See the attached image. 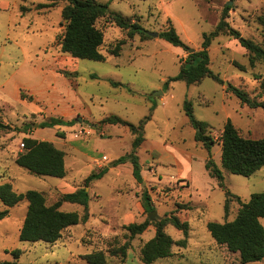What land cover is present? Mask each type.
<instances>
[{
	"label": "rangeland",
	"instance_id": "rangeland-1",
	"mask_svg": "<svg viewBox=\"0 0 264 264\" xmlns=\"http://www.w3.org/2000/svg\"><path fill=\"white\" fill-rule=\"evenodd\" d=\"M9 1L8 9L0 8V123L8 125L0 128V183L11 182L19 193L40 190L51 205L64 193L85 187L91 173L107 171L86 186L88 206L62 204V210L77 211L81 221L66 228L54 243L21 240L28 201L8 207L0 199V211L9 210L0 220V262L90 264L82 255L103 250L107 264H243L238 252L213 238L208 222L233 220L242 202L264 191V167L243 176L222 166L220 139L229 119L244 136L264 137V108L242 103L227 89L232 84L264 103V60L252 65L239 39L219 34L209 47L210 66L224 84L211 77L198 84L169 79L179 73L181 58L188 56L189 49H201L204 34L217 29L227 6L231 26L264 47V0H98L108 2L110 11L139 23L147 33L162 32L173 24L186 45L174 46L160 36L138 32L131 36L128 28L105 16L97 22L104 31L105 61L62 51L66 1L49 7H38L48 0ZM23 5L31 10L23 12ZM120 41H125L120 55H111ZM113 80L132 90L114 86ZM186 100L216 140L210 151L195 140L196 129L184 110ZM110 115L135 124L150 115L137 152L145 183L136 180L131 162L115 164L132 150L135 135L125 125L102 121ZM49 117L73 124L41 127ZM28 136L55 141L67 153L65 177L37 175L14 160ZM210 159L222 169L230 196L207 170ZM145 189L158 217L142 234L131 237L127 225L150 219L142 205ZM172 215L189 223L187 245L175 244L171 256L143 262L141 249L155 235V221ZM260 222L264 226V217ZM165 230L175 240L185 237L171 223ZM126 242V256L110 254ZM17 248L22 251L19 258L12 252ZM246 264H264V259Z\"/></svg>",
	"mask_w": 264,
	"mask_h": 264
},
{
	"label": "trees",
	"instance_id": "trees-1",
	"mask_svg": "<svg viewBox=\"0 0 264 264\" xmlns=\"http://www.w3.org/2000/svg\"><path fill=\"white\" fill-rule=\"evenodd\" d=\"M50 3H41L38 7H49L58 1H66V5L62 9V17L65 19V31L60 39L61 49L63 52L71 54L73 57L81 59H90L96 61H105L106 55L102 53L101 46L104 43V31L97 25L100 18L109 16L113 21L122 28H128L130 35L141 33L142 36H149L146 30L137 22H132L121 13L109 10V3H103L98 0H48ZM229 8L224 9L222 20L217 29L210 33L204 34L202 47L195 52L188 53V56L181 58L180 71L177 75L169 80H183L187 84H198L205 77H211L219 83L224 84V80L218 73L211 68V58L209 47L213 39L219 34H229L239 39L241 44L248 50L250 62L255 64L256 60H264V47L253 39L244 38L238 29H235L227 21L229 16ZM23 12L31 10V7L23 5ZM160 37L166 39L174 46H186L181 39L175 26L171 24L169 28L160 32ZM120 41L117 46L110 50L111 55L119 56L122 44ZM241 69H246L245 65L236 62ZM92 77H95L92 75ZM168 80V81H169ZM167 81V82H168ZM116 87H131L120 81H112ZM264 86V81L262 82ZM228 90L237 95L242 103L251 107L262 106L264 103L258 102L251 98L250 95L242 88L228 84ZM23 97H26L22 93ZM184 110L189 117L191 125L196 129L195 140L204 144L205 148L210 151L216 140L214 136L206 133L208 123L199 120L194 115L192 102L186 100L184 102ZM150 119V115L146 116L138 124L132 123L118 115H110L102 121L113 124H121L127 126L135 135L132 150L119 157L117 164L130 161L133 165V174L139 182H144L141 172V164L137 154L138 149L145 140L144 131L145 124ZM73 121H65L59 117H49L40 124L41 127L56 125H72ZM8 125L0 123V128H6ZM222 145L221 163L222 166L231 173L243 176H251L264 167V137L251 138L244 136L239 128L228 120L223 128L220 136ZM24 150L21 151L16 162L26 168L29 172L42 175L63 178L67 174L66 169V152L59 148L53 141L41 140L32 136L23 138ZM206 168L210 175L217 178L219 185L226 188L222 169L212 159L206 162ZM1 170V165H0ZM107 169L100 172L91 173L86 178V186L94 178L102 177ZM86 186L79 188L74 192H67L53 204L46 202L45 193L29 189L26 192H17L14 190L11 182L0 183V199L8 207L17 205L20 201L26 199L28 201V210L24 223L20 229V239L27 241H46L54 243L59 240L66 228L79 224L81 221L77 211H65L61 209L64 202L79 203L88 206V192ZM227 195H231L229 189L226 188ZM142 205L147 212L155 209L152 197L147 189L143 192ZM239 198V197H238ZM225 212L228 213V199L225 203ZM9 215V210L0 211V220ZM264 217V191L252 194L247 202L241 203V208L237 216L230 221L208 222V229L213 238L219 243L226 245L232 252L240 254L243 264L249 262L260 261L264 259V226L260 222V218ZM150 218V217H149ZM151 219L142 222H132L127 225L130 236L142 234L151 224ZM167 223H171L181 229L185 237L175 240L165 230ZM156 233L149 239L141 249V259L145 263H153L159 258L169 257L173 254V246H186L190 225L187 221H182L177 215L155 221ZM129 243L113 247L109 252L113 256H126ZM13 254L19 258L21 249H14ZM82 257L90 264H107V255L103 250H95L82 255ZM0 264H23L17 260L0 262Z\"/></svg>",
	"mask_w": 264,
	"mask_h": 264
},
{
	"label": "water",
	"instance_id": "water-1",
	"mask_svg": "<svg viewBox=\"0 0 264 264\" xmlns=\"http://www.w3.org/2000/svg\"><path fill=\"white\" fill-rule=\"evenodd\" d=\"M148 34L151 35V36H156V37H158L159 34H160V32H148ZM195 51H196V49H189V52H190V53L195 52ZM161 92H162V91H161ZM159 93H160V92H159ZM80 120H81V119H80ZM36 125H38V124H36ZM143 183H145V182H143ZM87 212H88V211H87ZM148 216L150 217L151 220L156 219V218L158 217V212H157V210H153V211L149 212V213H148Z\"/></svg>",
	"mask_w": 264,
	"mask_h": 264
},
{
	"label": "crops",
	"instance_id": "crops-1",
	"mask_svg": "<svg viewBox=\"0 0 264 264\" xmlns=\"http://www.w3.org/2000/svg\"><path fill=\"white\" fill-rule=\"evenodd\" d=\"M10 1L9 0H0V8H5V9H8L9 8V6H10ZM81 118H79V120H80ZM34 137V136H33ZM44 139V138H43ZM54 143H55V141H53ZM24 149H21V151H23ZM66 155H67V153H66ZM17 156H18V154L14 157V160H16V158H17ZM128 162H130V161H128ZM128 162H126V163H128ZM120 165V164H119ZM132 170H133V165H132Z\"/></svg>",
	"mask_w": 264,
	"mask_h": 264
}]
</instances>
